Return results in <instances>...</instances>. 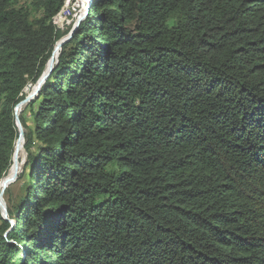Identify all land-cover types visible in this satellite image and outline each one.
<instances>
[{"label": "trees", "instance_id": "1", "mask_svg": "<svg viewBox=\"0 0 264 264\" xmlns=\"http://www.w3.org/2000/svg\"><path fill=\"white\" fill-rule=\"evenodd\" d=\"M17 1L0 0V179L14 107L71 28L67 0L34 19ZM54 50L19 115L0 264H264V0H90Z\"/></svg>", "mask_w": 264, "mask_h": 264}, {"label": "rangeland", "instance_id": "2", "mask_svg": "<svg viewBox=\"0 0 264 264\" xmlns=\"http://www.w3.org/2000/svg\"><path fill=\"white\" fill-rule=\"evenodd\" d=\"M32 1L33 0H18L16 3V6L28 11L30 18L34 19V18L39 17L41 14H40V12L34 11L32 9V6H31ZM85 7H86V2L84 0H67L66 3L64 2L63 8L61 9L62 10L61 11L62 18L60 21L57 20V23H56L58 30H61L62 32H64L65 28L67 26L72 27V25L75 23L76 19L79 16H81L83 14V12L85 11ZM128 24H129L128 25L129 27L132 26V23H128ZM51 63H53V62H50V64ZM29 84H27V85H29ZM29 89L31 90V88H29ZM25 92L27 94L30 91L25 89ZM23 109L21 110L22 112L20 114L24 117L26 124L28 126H31L32 125V117L30 115V111L28 108L25 109V107ZM23 131H24V129H23ZM24 133H25V131H24ZM25 157L26 156H25V151H24L22 162L24 161ZM3 192L4 193H3L2 197H3V199H5L6 204H7V199H8L9 193H11V199L17 200V197L20 194L18 182L14 181L13 183L8 184L7 187H5V189L3 190Z\"/></svg>", "mask_w": 264, "mask_h": 264}, {"label": "water", "instance_id": "3", "mask_svg": "<svg viewBox=\"0 0 264 264\" xmlns=\"http://www.w3.org/2000/svg\"><path fill=\"white\" fill-rule=\"evenodd\" d=\"M89 7H90V0H86V7H85V11L83 12V14L81 16H79L75 23L72 25V27L70 28V31L66 34H64V36H62L60 39H58L54 45V48H60L61 45L63 44V42L70 38L73 34V32L75 31L76 27L78 26V24L84 19V17L87 15L88 11H89ZM53 48V52L55 51ZM53 54V53H52ZM59 54V53H58ZM58 57V56H57ZM52 58V55L50 56V58L48 59V61L46 62L45 64V67H44V72L42 73V75L39 77V79L36 81V86H35V89L32 90L29 94H26L25 95V98L22 99L20 102H18L15 107H14V111H15V119H16V125H17V128H18V131H19V137L17 138L16 142L21 139H23V136H24V131H23V128H22V125L20 123V118H19V115H18V112L16 111L17 108L19 107L20 104H26L27 102H29L31 99H34L36 96H38L39 94V89L41 87V85L45 82V79L47 78V76L50 74V72L52 71L53 67H54V64L57 63V58L55 60L54 63H51L50 64V59ZM17 144H15L14 146V154L13 156L15 155V153L17 152ZM26 156V155H25ZM25 160H26V157H25ZM25 160H24V163H25ZM18 172L15 171V173L12 175V176H7L6 178L5 177H2L0 180H1V190H0V212L2 214V217L5 219V220H9L10 223H11V226L14 225L15 223V220L14 219H11L8 217V212H7V204H6V201L5 199H3L2 195H3V190L5 189V187H7L8 184H11L13 183L17 177H18Z\"/></svg>", "mask_w": 264, "mask_h": 264}, {"label": "bare ground", "instance_id": "4", "mask_svg": "<svg viewBox=\"0 0 264 264\" xmlns=\"http://www.w3.org/2000/svg\"><path fill=\"white\" fill-rule=\"evenodd\" d=\"M84 1L86 2V0H84ZM57 56H58L57 52L56 51L53 52L52 57L54 58V60H56ZM35 86H36V84H33V86L31 87L30 92L35 89ZM24 105L25 104H20L19 107L17 108L16 111L18 112V115H20V113L22 112L21 110L23 109ZM23 143H24V140L23 139H21L20 141L18 140L15 143L18 146L17 147V150H16L17 152L15 153V155L12 158V161H13V169L11 171V174L7 175L8 177L9 176H12L15 173V171L19 173L18 169L20 168V165H21L20 162H21V160L23 158V154H24V151H23ZM25 155H26V152H25ZM22 163H24V161ZM0 189H1V180H0Z\"/></svg>", "mask_w": 264, "mask_h": 264}]
</instances>
